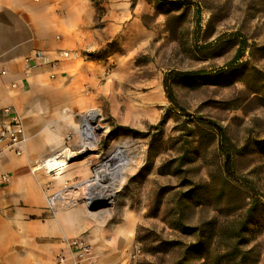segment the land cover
I'll return each mask as SVG.
<instances>
[{
	"label": "rangeland",
	"instance_id": "obj_1",
	"mask_svg": "<svg viewBox=\"0 0 264 264\" xmlns=\"http://www.w3.org/2000/svg\"><path fill=\"white\" fill-rule=\"evenodd\" d=\"M89 1L95 26L108 20L115 31L91 53L112 55L104 90L69 113L64 139H72L60 148L82 149L83 117L99 112L104 130L67 163L90 172L79 197L95 190L93 170L125 147L136 169L111 204L91 211L115 235L131 228L125 264H264V0ZM190 71L203 74H175ZM165 77L181 110L166 97Z\"/></svg>",
	"mask_w": 264,
	"mask_h": 264
},
{
	"label": "crops",
	"instance_id": "obj_2",
	"mask_svg": "<svg viewBox=\"0 0 264 264\" xmlns=\"http://www.w3.org/2000/svg\"><path fill=\"white\" fill-rule=\"evenodd\" d=\"M94 17L89 0H0V125L8 118L3 108L12 106L27 135L21 155L0 144V264H72L63 236L85 239L98 264H125L123 252L134 242L131 228L113 234L107 218L84 202L55 215L46 211L47 195L88 180L84 165L69 163L54 176L35 167L60 150L69 113L104 90L112 55L93 59L91 53L107 45L115 24L107 20L97 28ZM62 50L75 56L26 69L25 58L35 52L51 61Z\"/></svg>",
	"mask_w": 264,
	"mask_h": 264
},
{
	"label": "built area",
	"instance_id": "obj_3",
	"mask_svg": "<svg viewBox=\"0 0 264 264\" xmlns=\"http://www.w3.org/2000/svg\"><path fill=\"white\" fill-rule=\"evenodd\" d=\"M74 56L75 54L73 52L62 50L57 54L56 58L49 61L46 55L37 51L33 56L25 58L26 69L30 70L42 62H50L51 64H54L55 62L67 60ZM4 72L5 71H2V73ZM13 86H15V84H13ZM3 112L8 118L0 125V144H2V150L13 152L15 155H21L27 141L22 118L18 111L12 106L4 107ZM65 139L67 141L71 140L72 135L68 134ZM78 151H81V149ZM78 151H71L69 147H64L48 156L35 167L42 169L50 176H54L70 161L71 158L76 157ZM65 153H70L71 156H65ZM95 170L96 169L93 171L95 172ZM81 184L82 183L79 182L65 183L60 190L47 195L45 198L46 211H48L50 215H55L63 209L76 206L81 201H83L87 207L90 206L92 201L87 195L83 198L79 197ZM61 242L66 249L67 255L70 257L72 264H98L93 255L91 245L82 237L63 236ZM65 259L66 254L60 253L57 255V261L59 263H63Z\"/></svg>",
	"mask_w": 264,
	"mask_h": 264
},
{
	"label": "bare ground",
	"instance_id": "obj_4",
	"mask_svg": "<svg viewBox=\"0 0 264 264\" xmlns=\"http://www.w3.org/2000/svg\"><path fill=\"white\" fill-rule=\"evenodd\" d=\"M98 116L99 112L97 110H90L83 117V124L80 128L81 135L85 140V144L81 149L83 152L91 149V141L94 139L95 132L103 128L97 122ZM129 152V149L125 147H117L96 168L95 190L87 195L93 204H101L103 202L107 205L111 204L117 193V188L122 185L125 179V173L136 169V165L134 166L135 155H130ZM65 156H71V154L65 153Z\"/></svg>",
	"mask_w": 264,
	"mask_h": 264
},
{
	"label": "trees",
	"instance_id": "obj_5",
	"mask_svg": "<svg viewBox=\"0 0 264 264\" xmlns=\"http://www.w3.org/2000/svg\"><path fill=\"white\" fill-rule=\"evenodd\" d=\"M242 44L244 45V42H242ZM242 49H243V46L237 51V53L235 54V56L233 57V59L231 60V62L228 65L234 64L235 62H237L238 60H240L244 56V54H243L244 52L242 51ZM175 74L182 76V77H187V76L194 77V76L203 74V71L176 72ZM163 87H164V90L166 92V97L169 100V102L171 104H173V106L175 108L181 110V108L175 102L173 92L170 90V87H169V84L167 82L166 77L163 80ZM214 127L219 134L221 142L223 144H226L228 139L226 137L224 130L220 126H217V125H214ZM224 154H225V159H224L225 171L227 174H230L232 167H233V159H232V156L229 152H224ZM243 228H245V220H242V223L240 224V230ZM237 236L241 237V232H240V234H237Z\"/></svg>",
	"mask_w": 264,
	"mask_h": 264
},
{
	"label": "water",
	"instance_id": "obj_6",
	"mask_svg": "<svg viewBox=\"0 0 264 264\" xmlns=\"http://www.w3.org/2000/svg\"><path fill=\"white\" fill-rule=\"evenodd\" d=\"M89 153V151H82L78 156H76V157H74V159H80L81 158V156H83V155H86V154H88ZM107 204L106 203H101V204H93V203H91V205L90 206H88V210L89 211H96V210H99V209H101V208H103V207H105Z\"/></svg>",
	"mask_w": 264,
	"mask_h": 264
}]
</instances>
